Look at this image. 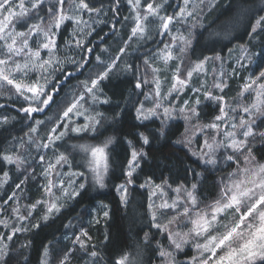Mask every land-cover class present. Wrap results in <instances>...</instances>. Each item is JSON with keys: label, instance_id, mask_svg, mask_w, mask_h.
Returning <instances> with one entry per match:
<instances>
[{"label": "trees", "instance_id": "trees-1", "mask_svg": "<svg viewBox=\"0 0 264 264\" xmlns=\"http://www.w3.org/2000/svg\"><path fill=\"white\" fill-rule=\"evenodd\" d=\"M47 1L41 6L46 11L49 5V0ZM162 1L154 0L155 4ZM86 2L99 10L90 13L94 18L93 21L86 15L87 11H82L84 21L89 19L90 22L82 23L83 30L82 27L81 30L89 34H81L78 37L76 30L71 33L74 29L72 23L66 21L60 27L55 39L53 64L50 70L42 75V81H47L48 84L46 91L53 97L44 111L31 115L24 113L22 106L29 107V103L18 97L11 86L0 85V105H3L0 107V178L7 171L9 173V180L2 191L9 190L8 188L14 183L16 185L22 183V187L25 183L24 192L30 198L40 175V172L34 169L35 161L39 160L41 163L39 158L44 156V161L49 163L50 154L55 156L56 151L61 150L68 157L69 167L66 166L67 163H62L53 171H59L61 175L64 172L67 174L68 169L75 173H84V176L78 177L80 183L87 177L86 192L75 199L65 201L64 207L58 213L52 215L46 222L40 221L41 227H33L28 233L24 232L16 239L10 240L6 250L3 251L4 259L0 264H4V261L6 264H42L45 261L44 249L48 244L47 264H60L65 253L69 256L68 264H72L73 261L77 264L85 261L90 264L88 262L92 258L88 252L93 247L105 256L101 264H107L109 256L118 258L120 253L127 254L132 262L148 260L156 248L157 241L166 243V234H157L158 229L153 226L148 187L158 183L172 189L179 185L191 186L195 183L199 207L203 208L217 198L220 190L217 182L227 178L229 171L227 164L224 168L226 172H221L218 177L215 173L217 169L207 170V167L193 156V152L197 150L195 143L189 149L183 144L186 129L198 126L200 130L205 121H212L213 114L218 113L220 108L219 100L214 99L215 105H213L200 97L198 99L200 103L194 106L196 98L194 95L190 105L185 108L187 110L181 113L182 120L177 119L180 113H175L169 120L161 117L144 119L145 112H142L140 116L142 120H139L137 109L145 110L147 105L152 107L154 104V98L146 102L147 94L144 96L146 90L153 96L154 92L151 89L154 73L152 68L144 63L147 60V51L141 48V42L135 38L129 40L135 21L128 0H86ZM149 2L153 0H142L141 4L146 6ZM169 2L178 4L180 0H167L166 7ZM192 5L196 6L195 14L179 23L174 22L175 26L172 27L171 34L166 33L160 42H157L159 24L157 20L147 27L146 38L141 40L144 45H153L157 48L164 44H174L173 54L176 60L167 65L168 70L162 77V91L167 89L165 81L171 79L176 64L179 68L176 75L185 80L189 68L204 61L210 62L207 68L210 73H214L217 70V63L214 62L216 57L223 58L234 48L244 47L250 52L264 49V32L258 29L257 33H251L249 27L260 16H264V0H204L203 4H200L199 0H193ZM37 10L42 12L41 9ZM44 24L46 25V22ZM180 36L189 40L190 44L185 46L179 39ZM173 37L177 39L173 40ZM77 41H81L83 46L78 47ZM89 48L92 49L91 52L86 51ZM121 48H125V51L116 61L110 79L102 82L100 94L102 98H107L109 103H99L94 108L103 114L101 123L96 126V132H82L79 135L69 133L63 140L56 142L59 147L55 146V150L42 147L38 150V145L47 143V136L51 134L50 129L63 121V110L83 92L82 82L95 78L106 65L112 63ZM181 48L184 49L183 52L180 51ZM97 57H100L103 63L98 61ZM144 80L148 81L150 90L145 89V84L142 83ZM243 81V76L237 80L231 79L226 89L220 92L213 90V93L224 94L227 100L232 101L233 91L240 90ZM137 83H142L141 88L136 87ZM85 104L88 107L91 105L89 102ZM193 108L198 115L192 113ZM94 109L91 114L94 113ZM191 117L194 118L193 121L190 120ZM5 118L7 123H3ZM262 119L264 118H259L257 124H261ZM36 121L43 123L37 124ZM29 126L36 128L37 131L30 132ZM23 130H28L25 134L31 138L33 147L26 142H20L18 136ZM261 130H264V125H261ZM16 136L18 138L14 154L26 150V154L22 155L21 159L23 163L33 160L32 163L22 164L19 168L16 165L13 168V165L6 163L3 158L4 151L11 146ZM142 137H146L149 143L144 144ZM108 139H111L112 143L106 149L108 169L104 178V187L101 188L94 183L92 173L89 171V153L82 151L80 146L83 144L86 147L103 146ZM263 142L259 138L253 141L254 150L262 147ZM133 151L139 155L137 161L133 162L132 182L129 183L130 178L126 173L130 170L128 162L132 159ZM228 152L221 149L217 151L216 157L219 159L217 164L224 165L226 162L224 157ZM77 154L82 160L84 159L83 164L78 163ZM51 163L55 164L54 159ZM137 164L138 166H135ZM12 169H17L13 175H11ZM25 173L24 181L21 175ZM120 185L125 186L126 192L117 190ZM96 203L106 206L108 216L101 218L96 226H92L87 222V217H90V209ZM7 206L9 203L0 206V215L3 217L5 213L8 214ZM169 215L171 209L165 210L158 220L166 223ZM177 224L180 225L179 222ZM81 232H87L91 237L90 240L85 238L87 249H81L79 245L73 243ZM63 235H67V238L60 240Z\"/></svg>", "mask_w": 264, "mask_h": 264}, {"label": "snow or ice", "instance_id": "snow-or-ice-1", "mask_svg": "<svg viewBox=\"0 0 264 264\" xmlns=\"http://www.w3.org/2000/svg\"><path fill=\"white\" fill-rule=\"evenodd\" d=\"M45 0H30L28 6L25 5L24 0H0V83L11 86L15 90V94L18 97H22L24 101L29 103V107H23L22 111L28 115L36 112L44 111L53 97L46 91L44 85L38 83H26L25 78L28 77L29 72L41 69L47 71L46 66L52 64V57L54 56V48L56 42L52 38V29H58L61 24L66 20L74 21L77 25L81 23H87L83 21L79 15H71V12L87 11L98 12L99 10L89 5L86 0H49L47 12L45 16H40L37 12L36 19L40 23H29L27 17L29 14L37 9H41ZM133 11L134 26L131 28V35L129 40L135 38L136 40L146 38L147 33V21L149 18H153L159 21L157 25L160 34H171L170 26H174L175 23L184 21L187 17H191L196 12V6L192 4V0H183L184 7H181L178 13L173 15H161V9L163 4L167 3V0H163L161 4H155L149 2L146 6H142L141 0H128ZM200 4L204 3V0H199ZM67 9V10H66ZM142 9V11H141ZM178 17V19H177ZM127 19V17L125 18ZM15 21V23H14ZM23 22L27 30L18 31L16 24ZM46 22V27H42V24ZM251 33H257V30L264 32V16H260L255 20L254 24L249 25ZM42 35L44 42L37 41L36 47L33 48L30 45V41L33 36ZM89 33H85L88 35ZM177 37H173V40ZM179 39L187 46L190 44L189 40H186L183 36ZM127 42L125 44V47ZM77 46L82 47L81 41H77ZM48 50L49 59H41L40 49ZM166 49H169L168 45H165ZM91 52L92 49H86ZM125 48L119 49V54L113 59L111 64L105 66L104 70L99 72L95 78H90L83 83V92L67 106L62 116L64 121L60 124L53 126L50 129V135L47 136V143H43L37 146L39 148H52L57 141L63 140L69 133L79 135L82 132H96V126L101 123L100 119L96 117H102L100 112L96 113L95 117L87 118L89 122L81 126H75V122L71 120V115H81V108L84 103H109L108 99H100L99 93L102 92V82L110 79V73L116 64V61L123 55ZM184 51L183 48L180 49ZM264 56V53H260ZM173 53L171 50L167 51V54H162V59L167 63L172 59ZM245 59H249L245 56ZM100 61V57H97ZM103 63L102 61H100ZM86 63V62H85ZM144 63L149 64L148 60ZM80 67L81 65H77ZM202 65L197 64V68ZM241 67H244L241 64ZM158 69L152 68V72H157ZM179 72V68L176 69ZM188 77L192 76V71H188ZM176 80V84H173L172 89L169 91V95L173 90L179 91L176 85L181 87L185 86L187 81L173 77ZM46 81V78H45ZM47 82V81H46ZM155 96L160 97V83L155 80ZM143 84H147L148 81H142ZM142 83H137L136 87L140 88ZM255 86V87H254ZM220 87L219 84L216 85ZM255 92V102L250 107H244L243 111L250 114L249 119L241 117L239 123L231 124L232 129L239 128L241 131H228L224 133V140L217 142L215 139L211 143L205 140V147L207 152H204L198 159H201L206 166L215 167L218 163L216 157L217 150L221 147L225 149H231V153L227 154L224 159L227 163V168L232 169L227 172V178L221 179L220 190L217 198L205 207L200 208L195 189L197 185L194 183L191 185V190L184 188L183 186L177 187L174 191L177 193L175 199H172L169 203L164 201L159 205L160 209H171V215L168 216L166 223H161L155 212L152 214L154 221L153 226L158 229L157 234H166L165 239L167 244L157 241L156 248L153 251V256L158 257L155 264H181L177 259V254L184 252L185 246L191 244L195 250V255H191L184 264H264V162L259 161L253 152L252 142L257 138L264 141V130H261V125H264V119L261 120V124H257L258 118H264V62L257 68L256 73H253L249 78V82L244 85V90ZM198 90V89H197ZM27 93H31L29 96ZM213 99L220 100L221 97H213ZM200 103L199 100L196 101ZM34 105V106H33ZM3 107V105H0ZM161 107L160 102H156L155 109ZM155 109H148L151 115H156ZM184 108H180V112H184ZM194 115H198L196 109H191ZM221 115L216 116L217 121L223 119L227 113L225 108H220ZM139 119L142 114V109H137ZM164 117L170 118V110L168 107L163 109ZM144 119H148V115L143 116ZM185 119H188L185 117ZM3 123H7V118ZM37 124H42L43 121H36ZM220 125L212 123L204 125L200 128L203 131L204 128L218 129ZM30 132L35 133L36 128L29 126ZM63 129V130H60ZM187 131V129H186ZM143 138V143L148 144L149 141L146 137ZM112 143L111 139L106 140L103 146L86 147L81 145L82 151L90 153L91 159L88 160L89 171L92 173V179L95 184H98L101 188L104 187V178L108 169V155L106 149L108 145ZM185 144L190 145L192 143L191 138L184 141ZM55 150V149H53ZM138 153L132 152V159L128 162L129 171L126 173L130 178L133 175L134 164L137 161ZM193 155H196L193 152ZM4 159L9 163H17L18 167L23 163L22 160L13 161L12 157L5 156ZM40 161L43 162L45 157L41 156ZM242 160V163H241ZM62 163H68V157L63 153L59 154L55 159V164L49 162L45 168L44 175L48 177L57 165ZM235 165V168H233ZM135 166H138L135 165ZM6 175V174H5ZM59 173H57V177ZM72 176H84V173H72ZM87 177L84 181L77 184L75 180L68 179L65 183L62 179H48L45 186V193L48 196L47 200L37 201V204H44V214L40 217L41 220L47 221L52 215L58 213L64 204L61 201H67L75 199L86 192ZM160 185H156V188H160ZM53 189H58L57 195ZM118 191L126 192L124 185H120ZM154 194V193H153ZM182 194V195H181ZM124 197H122V200ZM106 207V206H104ZM155 207L154 204H150L149 208ZM32 209L36 208V204L31 206ZM31 211H29V216ZM108 216V212H104V217ZM181 217L183 219L181 220ZM19 219L23 220L26 217L21 216ZM99 223V221H96ZM183 224L187 230L183 228L176 230L171 226L177 223ZM32 227L39 228V223L33 224ZM27 228L14 229L15 231H27ZM147 239V234H145ZM85 238L91 239L87 232H81L79 236H76L73 243L79 245L81 249H87L88 245ZM8 240L12 239V236L7 237ZM45 257L49 254V249H44ZM88 255L92 258L90 264H101V260L105 259L98 250L93 247ZM139 255V253H138ZM3 250L0 249V261H3ZM69 256L65 253L61 258L60 264H68ZM6 264V261H4ZM42 264H47V261H43ZM107 264H130L128 255L120 253L119 257L109 256L107 257Z\"/></svg>", "mask_w": 264, "mask_h": 264}, {"label": "rangeland", "instance_id": "rangeland-1", "mask_svg": "<svg viewBox=\"0 0 264 264\" xmlns=\"http://www.w3.org/2000/svg\"><path fill=\"white\" fill-rule=\"evenodd\" d=\"M16 2H18V0H16ZM24 2H25V5L28 6L30 3V0H24ZM47 2L48 1L45 0L44 5ZM161 3H163V1L159 2L158 4H161ZM192 6L193 5L190 4L189 8L191 9ZM129 7H130V12L132 13V16L134 18L135 12L133 11L130 4H129ZM181 7H184L183 0H180V3H178V4L169 2L168 7H166V4L164 3L160 14L161 15H167V13H168L170 15H173L174 13H178V11ZM167 9H169V10H167ZM41 10H42V12H39V10H35L33 13L31 12L29 14V16L27 17V19L29 20V23H32V22L40 23V21L36 19L37 12L39 13L40 16H45L46 12H47L44 9V7H42ZM69 14L79 15L82 18V11L78 12V13L77 12H71ZM86 15L89 17V19L91 21H93L94 18H92L90 16V13H86ZM187 18H190V17H187ZM89 19H87L86 21L90 22ZM177 19H178V17H177ZM82 20L84 21L83 18H82ZM66 21H70L74 27V29H72L71 33H73V31L76 30V34L78 37L81 34L85 35V32L82 31L83 30L82 23L77 25L74 21H71V20H66ZM154 21H156V20L150 17L149 21L146 22L147 27H149L151 24H153ZM14 23H15V21H14ZM62 25L63 24H61V26ZM174 26H175V24H174ZM42 27H46V25L42 24ZM60 27L58 29H56V28L52 29V38L54 40L57 39L58 32L61 29ZM81 27H82V30H81ZM172 27L173 26H170L171 29H172ZM16 28L18 31H26L27 30V27L23 22L16 24ZM160 31H162V30L158 29L157 42H160L162 37L166 34L165 33V34L161 35ZM141 40L142 39H140L138 41L141 42V45H140L141 48H144L147 51V58L146 59L149 61L148 65L151 68L158 69V71L154 73V81L155 80L159 81V83H160V94H161L160 97L155 96V82L154 81H153V88L151 89L154 92L153 96H151L150 92L147 90L144 92V96L147 94L146 95V97H147L146 102H148L149 100H152L154 98V104L152 105V107H149L147 105V109H145V110L142 109V112H145L146 115H148V117H149L148 119H150L152 117H157V118L161 117L162 119H166L163 115V109H164V107H168L170 110V118H172V116L175 113H180V116L177 119L182 120V115H181L182 112H180L179 109L180 108L185 109L187 106H189L191 98L194 95L196 96V98L194 100V102H195L194 106L198 105V104H196V101L200 97H203L210 104L213 103V105H215V101H214L213 97H221L222 98L219 100L220 108L224 107L227 115L223 119L217 121L215 119V117L221 115L220 108H219L218 113L213 114L212 121H210V122L205 121L202 124V126H204V125L216 123V124L220 125V127L218 129L204 128L203 131H201V130H199V127L197 126V128L193 127V128L187 129V131L185 130V134L183 136V138H185V140H183L184 147L189 149V147L191 145L194 146V143H195L197 150L195 152L196 155H193V156L197 160H199V163L206 166L201 159H198V157L201 156L204 152H207V149L205 147V140H208L209 143H211L213 139H215L217 142L223 141L224 140V133H226L228 131H236L237 133H239L241 131L239 128L232 129L231 124H233V123L238 124L239 119L241 117H243L246 120L250 118V114L245 113L243 111V108L246 106L250 107L251 104L253 102H255V92H252L251 89H249L248 91H245L244 85L249 82L250 76H252L253 73H256L257 68L261 65L262 62H264V56L260 55V53H264V49L262 51L259 50L256 52H250L247 48H244V47L243 48L242 47L234 48L229 53H227V55L224 56L223 58L216 57L214 62L217 63V66H216L217 70L214 73H210L209 68H207L208 64L210 62L204 61V63H197V64H200L202 66L200 68H197L196 67L197 64H196L195 67L189 68V71H192V76L189 78L188 75L186 74V78H185V80L187 81L186 85L181 87L180 85L177 84L176 87H177V89H179V91L173 90L171 92V95H169L168 93H169L170 89H172L173 84H176V80L173 77L174 76L178 77L176 75L177 74L176 69L178 68V64H176L174 66V72L171 75V79L170 80L167 79V81H165L167 89L165 91H162L163 90V88H162L163 78L162 77H163V74L165 72H167V70H168L167 65H168V63H171L173 60H176L174 57V54H173L172 59H170L167 63H165V61L162 59V54H167L168 50H171L173 53L174 52V48H173L174 44H164L163 46L157 48V47H154L153 45H144ZM37 41L44 42V37L42 35H39V34L36 36H33L32 40L30 41V45L33 48H35ZM165 45H168L169 49H166ZM40 51H41V59L42 60H48L50 58L48 55V50L41 48ZM245 56H248L249 59H245ZM51 59H52V64H53V61H54L53 57ZM241 64H243L244 67H241ZM51 65L46 66L47 71L37 69L35 71L29 72L28 77L25 78V82L29 83V84L38 83L40 85H44L45 89L47 90L48 84L46 82L42 81V75L46 74L48 72V70H50ZM224 72H225V74H224ZM241 76H243L244 81L240 84L241 85L240 90H238V91L235 90L232 93L233 95L231 94L232 96H234V99L232 101L227 100L225 98L226 95H224V94L216 95L213 93V90H215L216 92H220L221 90L226 89L231 79L237 80ZM179 79H181V78H179ZM217 84L220 85L219 88L216 87ZM0 85H6V84L0 83ZM144 87H145V89L150 90L148 84H145ZM27 94L29 96L31 95V93H27ZM99 96H100L101 100L105 99L104 97L102 98L100 93H99ZM227 96H230V95H227ZM215 100H217V99H215ZM156 102L161 103V107L159 109H155ZM89 103L91 104V105H89V107L86 104L85 105L83 104V108H81V110H80L82 113L81 115H76V114L71 115L70 118L72 121L75 122V126H81L83 124H87L89 122V120L87 118H91V117L96 116V113L98 112V110L94 109V108L97 107L95 105L99 104V103L93 104V103H91V101H89ZM93 109H94V113L91 114V111ZM148 109H155L157 114L151 115L148 112ZM185 110H187V109H185ZM62 118H63V116H62ZM96 118L101 120V117H96ZM193 119L194 118L191 117L190 120L193 121ZM139 120H142V117H140ZM166 120H169V118H167ZM257 120H259V118ZM63 121H64V118H63ZM61 130H63V129H61ZM27 131L28 130L21 131V133L19 134L18 137H20V142L23 141L24 143L26 142L28 145L32 146L31 145L32 144L31 138H29L28 135L25 134ZM23 135H25V137H22ZM73 135H76V134L73 133ZM18 137L16 136L12 140L11 146L6 151H4L3 158L5 156H10V157H12L13 161H17L18 159L19 160L22 159V155L26 154V150H22L18 154H14V153H16L15 147L17 146L16 139ZM189 138H191L192 143L190 145H187L184 143V141H186ZM83 146H85V145L83 144ZM252 148H253V152L256 155V158L259 161L264 162V142L262 144V147H260L259 149L254 150L255 146H252ZM49 149H55V145ZM220 149L224 150L226 152L229 151L227 154L231 153V151H232L231 149H225L223 147L219 148L218 150H220ZM79 150H81V149L79 148ZM56 152L57 153L55 154V156H52V154H50L51 157L49 156V158H48L49 162H51L52 159H54V162H55L56 157L59 154L63 153L61 150L60 151L57 150ZM80 154H82V153H80ZM37 156H40V155H37ZM77 156H78V159H77L78 163L83 164L84 159L82 160L78 154H77ZM89 156H90V153H89ZM90 159H91V156H90ZM32 161L27 162V163H22V164H30V163H32ZM6 163L13 165V168L15 165L18 167L17 163H15V162L9 163L8 161H6ZM35 163H36V166L34 167V169L37 172H40V175H38L39 181L35 185V189L32 192V196L30 198H29L28 194H26V192H24L25 191V186H24L25 183L23 184V187H22V183L17 184V185L14 183L8 188L9 190L2 191L5 184L9 180L8 171L5 173L6 175L4 174L0 178V206H6L7 203H9V206L6 207L8 210V214L5 213L4 217L2 215H0V217H1V222H0V249H2L3 251L6 250L7 244L10 242V240L7 239L8 236L11 235L12 239L14 240L17 238L18 235H21L24 232L28 233V230H31L33 228L32 227L33 224H36V223L40 224V221L45 222V221L40 219V217L44 214L45 205L44 204H37V201H42V200L48 199V196L45 193V186L48 182V179H54L55 180V179L59 178V179L64 180L65 183H67L68 179H66V178L68 177L69 179L75 180L77 184L80 183L78 176H72V173H75V172L72 171L71 169H68L67 174L64 172L62 175L60 174L59 171H52L51 174L48 177H46L44 175V171H45V168H46L48 163H46L45 161L39 163V160L35 161ZM241 163H242V160H241ZM22 164H20L19 167ZM226 164L227 163L225 162L224 165L217 164L215 167H213L211 165L206 166V167H207V170L217 169V170H215V173H216V176L218 175V177H219L221 172H226V171H224ZM66 166L69 167V164L67 163ZM233 168H235V165H233ZM16 170L17 169H12L13 172L11 175L15 174ZM231 170L232 169H229V171H231ZM57 173H59L58 177H57ZM25 177H26V173L21 175V178H23L24 181H25ZM218 177H216V178H218ZM220 182L221 181L217 182V187H219V188H220ZM156 185H159V184L154 183L153 185L148 187L149 194H150V204L155 205V207L150 208V209H151L152 214H153V212H155L157 217H161L162 214L164 213V211L167 209H160L159 205L162 204L164 201H168L170 203L172 199L176 198L177 193L174 191L175 188L170 189V188H166L162 185H160L161 186L160 188H156ZM180 186L181 185H179L177 187H180ZM183 187L191 190V186H183ZM53 191L56 192L57 195L59 194L58 189H53ZM122 193H124V192H122ZM205 195L206 194H203V196H205ZM1 197L4 200L1 199ZM64 202L65 201H63V200L61 201V203H64ZM33 204H36L35 209L31 208V206ZM29 211H31L30 216H29ZM105 211H107V210L104 207V205H102V203H96L90 209L89 213L91 215H90V217H87V222L90 223L92 226H96L98 224L96 221L98 220L100 222L101 218L104 217ZM21 216L26 217V219H23V220L19 219V217H21ZM22 227L27 228L28 230L27 231H15L14 232V229H20ZM181 228H183V230H187L184 227V225H181V224L180 225L177 224V225H175V227H173V229H176V230H179ZM66 238H67V235H65V236L63 235L60 240H65ZM56 240H58V238ZM165 244H167V241ZM46 247L49 248V244ZM191 255H195V250L192 247V245L189 244V245L185 246L184 252L177 254V258L182 263H184ZM156 259L157 258L154 257L152 254L150 259H148V260L144 259L141 262H132V260L130 259L129 261H130V264H155ZM45 260H46V257H45ZM88 263H90V262H88ZM72 264H77V263H75V261H73ZM78 264H80V263L78 262ZM82 264H87V262L85 261Z\"/></svg>", "mask_w": 264, "mask_h": 264}]
</instances>
